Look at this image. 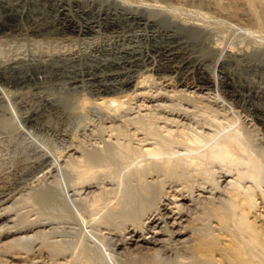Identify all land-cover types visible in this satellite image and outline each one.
Returning a JSON list of instances; mask_svg holds the SVG:
<instances>
[{
    "label": "bare ground",
    "instance_id": "bare-ground-1",
    "mask_svg": "<svg viewBox=\"0 0 264 264\" xmlns=\"http://www.w3.org/2000/svg\"><path fill=\"white\" fill-rule=\"evenodd\" d=\"M243 1L248 7L257 2ZM169 3L0 0L2 31H20L13 22L27 15V30L36 35L50 30L83 37L96 28L117 34L89 47L109 56L102 67L111 72L99 75L91 68L69 77L72 85L95 83L96 105L105 115L81 127L57 155L73 178L68 182L84 215L65 210V204L53 208L54 202L47 211L34 194L21 198L25 210L14 217L15 229L4 233L1 227L0 264H264V105L257 103L264 93L236 84L230 74L208 76L205 57L191 43L194 30L207 29L175 20L171 10L167 15ZM42 12L53 18L45 21ZM162 66L182 70L184 78L172 84L160 77L156 83L148 72ZM60 109L49 102L29 120ZM53 165L44 167V176L56 173ZM11 202H1L0 223ZM68 221H76L78 231L68 229ZM47 223L52 225L44 227Z\"/></svg>",
    "mask_w": 264,
    "mask_h": 264
},
{
    "label": "rangeland",
    "instance_id": "rangeland-1",
    "mask_svg": "<svg viewBox=\"0 0 264 264\" xmlns=\"http://www.w3.org/2000/svg\"><path fill=\"white\" fill-rule=\"evenodd\" d=\"M237 1L167 0L168 3L170 2L171 7L169 6L168 12L165 13L169 15L170 12L169 16H171V11H173L171 17H176L175 20L184 23L186 21L187 23L195 22L202 29H207L208 33H199L200 30H194L195 32H192L194 39L191 43L194 47L192 51L196 55L205 57L203 68L208 76L216 77L222 72L230 74L236 84H246L251 90L253 89L252 91L264 93V20L261 21V18L264 19V0H257L258 3L254 2L255 6H253L254 3L249 6L254 11L243 0ZM238 3H241L240 6ZM14 9L18 10L19 8H11L10 12H15ZM32 10H35V7H32ZM251 11L253 14H251ZM47 13L42 12V15H45H43L45 21L52 19L54 15L52 12ZM26 16L22 15L13 22L23 30L20 28V31L10 32L2 31L0 28V206L4 198H8L10 202L13 199L12 205L9 203L10 209L5 214L7 217L5 224L4 220L3 224L0 223V231L2 230L1 227H5V230H2L4 233L15 229L13 227H16L14 223V219L17 218L16 214L25 210L19 202L21 198H25L28 194L38 196L40 201L42 197L43 199L39 203L42 205L43 202L44 206V203H47L45 206L47 211L52 210V207L49 206L53 205L54 202L57 205H53V208H57L56 206L59 204V208H65L66 206L65 210H74V213L78 211V213L84 215L85 210L79 207L80 205L83 207V205L78 197H75L72 193L71 183L68 182L73 178L70 174H67L66 170H63L58 162L57 155L66 151L71 141L83 127L98 123V120L101 117L104 118L105 115H103V110L96 105L100 90L95 83L85 79L72 85L69 77L76 74L77 71L91 68H95L96 74L99 75H106L111 72L110 67H102L109 56H102L101 53L94 52L89 47L95 45V43L97 44V42L100 44L110 41L113 36L117 35L98 28H96L94 34L83 37L73 35H66V38L65 36L61 37L62 35L55 36L50 30L41 31L42 34L40 32L36 35L28 32L31 18L29 19ZM250 16L252 20H250ZM201 17L203 18L201 19ZM256 17L259 20L258 26L261 29L253 23ZM79 18L82 17L80 16L77 19ZM239 19H242L243 22H240ZM1 20L6 21L2 14H0ZM260 21L262 25L259 24ZM165 23L166 20L163 24ZM229 23L231 25L228 26ZM241 23L244 28L241 27ZM244 24L249 27H245ZM139 43H143L140 44L141 46L146 44L144 41ZM195 53L193 54L195 55ZM77 55H79L77 59L70 58ZM217 62L222 63V66L217 67ZM215 63L217 64L215 65ZM161 68H163V71H153L152 69L148 72L151 76L153 75L152 77H154L156 83H159L158 78L160 77L169 80L172 84L179 83L184 78L182 70H176V72L166 70L165 66ZM213 71L215 73H212ZM136 75L137 72L130 73V79L133 82L137 80ZM106 82L109 83L110 81L104 80L103 83ZM220 90L218 93L222 95V90ZM116 91H119V89ZM242 92L245 93L244 90ZM49 102L56 105L59 103L63 110L60 109V112L57 113H44L43 116L41 115L38 118L40 120H29L31 114L36 112L39 114L45 110ZM260 102L264 105V101L257 103ZM48 164L55 165L53 166L56 167V173L44 176L43 169ZM48 193L51 195L49 196ZM49 200H52V202ZM43 205L42 208L45 209ZM19 206L22 208L20 209ZM25 208L27 211L29 207ZM33 212H31V218L34 216ZM72 222L68 221L64 225L68 229L71 228L72 232L78 231L75 226L76 221L75 224ZM77 223L81 224L83 227H80L84 230H90L86 226L87 224L84 227L81 221ZM47 225L49 223L45 224L44 227H47ZM93 233L91 232V234Z\"/></svg>",
    "mask_w": 264,
    "mask_h": 264
}]
</instances>
